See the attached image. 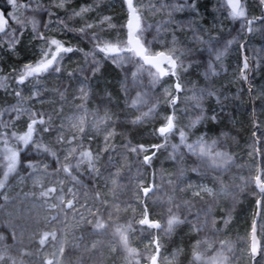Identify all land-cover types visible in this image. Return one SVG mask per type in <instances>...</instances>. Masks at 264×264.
<instances>
[{
    "label": "rangeland",
    "instance_id": "rangeland-1",
    "mask_svg": "<svg viewBox=\"0 0 264 264\" xmlns=\"http://www.w3.org/2000/svg\"><path fill=\"white\" fill-rule=\"evenodd\" d=\"M258 1L262 7L264 3ZM253 2L242 0L245 15L234 18L225 0L134 1L141 17L139 38L154 36L148 43L142 41L148 53L165 52L177 60L179 93L174 90L173 77L160 79L133 53L106 55L100 51L106 42L128 46L127 13L121 0L5 2L9 32L0 34V170L7 171L6 148L17 151V164L11 173L17 174L18 183L15 192L11 187L0 188V264H46L47 260L54 264H151L154 255L158 264H264V232H259V223L261 254L251 262L255 200L243 195L236 207L235 201L230 204L228 199L236 198L228 181L241 179L239 164L244 159L256 176L257 145L251 151L242 141L226 140L214 130L219 121L232 116L244 125L251 115L257 131L253 127L249 136H256L260 143L264 140V111L254 105L248 111L241 92L247 82L252 101L264 102V17L252 26L248 38L246 35L248 20L263 15L260 6L253 13ZM122 10L124 19L111 25ZM42 14L45 22L40 20ZM176 27L183 31L179 41L171 36ZM52 40L72 51L61 52L47 71L20 83L25 66L41 61L28 54L23 58L21 52L32 45V52L42 46L54 52ZM248 40L245 55L252 61V70L247 78L249 68L242 62L240 48L243 42L246 47ZM29 79L31 85L26 84ZM175 97L177 103L172 105ZM33 114L44 123L35 125L33 140L25 146L13 133L22 135ZM169 116L174 117L175 128L165 138L157 130ZM198 116L200 121L190 127ZM181 130L186 136L183 143ZM146 137L150 141L144 145ZM141 146L145 151H139ZM21 150L31 158L22 165ZM123 150L140 161L151 157L144 161L148 181L138 190L141 193L150 186L153 190L119 209L114 205L112 174L125 154ZM81 152L91 153V165L87 159L81 162ZM108 165H113L112 169ZM261 168L264 181V165ZM174 173L189 196L180 195L189 201L178 199L162 207L166 187L180 191ZM215 179L221 183L216 184ZM110 186L114 191L107 203ZM49 188L56 191L41 195ZM206 197L215 202L211 206L193 202V198L202 201ZM69 200L71 208L66 203ZM147 202L156 204L161 214L148 212ZM145 211L161 228L140 223ZM203 215H208L205 225L210 216L214 227L208 237H203ZM173 216L177 221L169 230L167 222ZM97 221L104 227H96ZM46 232L55 233L56 239L49 238L41 245L40 237ZM120 233L127 238L126 243ZM70 245L74 250L64 257Z\"/></svg>",
    "mask_w": 264,
    "mask_h": 264
},
{
    "label": "trees",
    "instance_id": "trees-1",
    "mask_svg": "<svg viewBox=\"0 0 264 264\" xmlns=\"http://www.w3.org/2000/svg\"><path fill=\"white\" fill-rule=\"evenodd\" d=\"M6 1L7 0H0V8L5 12V14L8 12V8L5 7ZM121 2L123 5V9H125V4H124L123 0H121ZM259 5H260V2L258 0H254V2L252 3V7H253L254 12H256V10L258 9L257 6H259ZM186 16H188V14H185V17ZM45 17H46L45 14H42L40 16L41 22H45ZM120 19H122V20L124 19V11L123 10L121 12H118V14H116L115 19L111 20V25H113V26L118 25L119 22L121 21ZM6 32L7 33L9 32L8 27H7ZM171 36L173 37L172 39H175L177 37V39L179 41V39L183 36V31L181 30L180 27H176L175 34H171ZM153 37L154 36L152 35L151 38H149V39L143 38L142 41L144 43H148V42H150V40ZM170 41H171V39H170ZM250 42H251V40H248L246 43V47L244 46L245 52L248 51V45L250 44ZM31 47H33V45L28 46L27 48H25V50L23 52H21V55H23V58H24V56H27V54H28V57L31 55V53H32ZM146 68L152 72V68H150V67H146ZM125 72L127 74V77L129 78V75H128L129 66L128 65L125 69ZM164 79H166V78H164ZM158 81H161V80H158ZM142 84L144 87H146L147 80L143 79ZM164 84L166 86H169L168 80H165ZM241 92H242V95L245 94L244 98L246 99L245 101H246V105L248 107V111L252 110L253 105L255 106L256 110H258L260 112L264 111V109H263L264 102L263 103L262 102L260 103L258 101L253 102L245 84H243V86L241 87ZM171 104L173 105L172 102H171ZM245 121H246V123L244 125H242V123L239 120L235 121L234 116H232V119L226 118L222 121H219L217 123V125H215L214 130L216 132L220 133L221 135H223L224 139H226V140H232V138H234V139H237L238 141H242L243 144L247 145V147H250L251 151H253V148H255V145H256L255 136H252V135L249 136V132L251 129H253V127L255 129L254 119L250 115L249 117H247L245 119ZM242 127H243V129H242ZM140 134L143 135L142 132ZM247 139H248V141H246ZM152 140H154L156 142L159 141L158 139H152ZM149 141L150 140H148V138L146 137L144 142H143L144 145L145 144L147 145V142H149ZM260 146H261V148H260ZM260 146H259V155L261 158V165H264V140L263 139L261 140ZM129 147H131V146L129 145ZM255 151H254V153H255ZM20 153H21V155H20L21 156V165L24 162L27 163L28 161H30L31 158L27 157L23 153L22 150ZM123 153H125V154H123V156L121 158H119L118 163L116 164L117 165L116 171L112 174V177L114 180V183H112V184L113 185L115 184V191H116V195L114 197V205H115V207H117L119 209H120V205L126 206L132 201V199H135L136 197H138L139 200H142L143 191L140 193L138 188H139V186H141L142 182L145 183L148 181V178H144V175L148 169L146 167V163L144 161H140V160L134 158L132 152L127 154V152H125L123 150ZM157 153L158 152H156V155H158ZM159 156L160 155H158L157 160H155L156 163H158V160H160ZM257 157L258 156H256V159H257ZM137 165L140 168L139 167L137 168ZM108 166H110V165H108ZM20 167H22V166H20ZM110 167L112 169L113 165H111ZM162 169H163V167H161V170ZM239 169H241V171H240L241 179L239 181H236V182L228 181L229 187L232 188V193L233 194L235 193V196H236L235 200H233L232 198H228V199H229L230 204H232V202L235 201L234 205L236 207L239 206L240 198L243 195H248L250 197V201L255 200V203H256L257 198L259 197V191L254 186L253 176H255V174H253L252 170H250V171L248 170V163L246 162L245 159L243 160L242 163L239 164ZM4 171H5L4 168H1L0 180H4V184H5L3 188L5 189L7 187H11V189L14 191V185H16L18 183V182H16L18 176L15 173H9V175L5 179L4 175H3ZM137 172H140V173H137ZM174 174H175L174 181H175L177 186L178 185L180 186V189H179L180 191L170 190V189H174V188L166 187L168 193L161 196V204L160 205L162 207H169L170 205H173L174 200H178V199H180L181 201H186V202L189 201V199L187 200L180 195V193H183L184 195H188V192L180 184V178H179L178 174H176V173H174ZM219 182L221 183V181L215 179L216 184ZM109 191H110V193H109L107 203L111 199L110 194L112 193V191H114V186H113V188L110 186ZM136 194H138V196ZM193 199H195L193 201L194 203H202L203 202V205H210V206L212 203L215 202V200L209 201L207 197L205 199H203L202 201L197 200V198H193ZM0 203H1V201H0ZM146 207H147L148 212L161 214V212L158 210V206L156 204H154L153 202H147ZM255 209H256V206H255ZM148 212H147V214H149ZM208 215H203V237H205V236L208 237L209 235L213 234L214 227L212 225H210V216H209L208 225H205V220L208 218ZM259 224L261 226L259 232H264V196L262 198V208H261V216H260ZM78 237H79V240H82V238L80 236H78ZM68 247H69V249H65V251H64V257H67V256L69 257L74 250V248L71 245ZM74 264H81V262L79 261V263H74Z\"/></svg>",
    "mask_w": 264,
    "mask_h": 264
},
{
    "label": "snow or ice",
    "instance_id": "snow-or-ice-1",
    "mask_svg": "<svg viewBox=\"0 0 264 264\" xmlns=\"http://www.w3.org/2000/svg\"><path fill=\"white\" fill-rule=\"evenodd\" d=\"M10 3L15 4V0H9ZM262 3H264V0H261ZM127 3V7L130 13V18H129V22H128V28H129V35H128V40H127V47L126 48H121L119 46V44H114V43H105L103 45V47H100V51L104 52L106 55L108 54H119L123 51H128L133 53L135 56L140 57L145 64H151L154 66L158 67V60L159 58H164L167 59L168 62L172 65V67H175V61L169 56V57H165L164 53H158L156 56H151L148 53V50L140 43L139 38L135 35L136 30H138L140 28V16L137 12L136 7H134L133 5V0H126ZM229 4L230 7L232 9L231 11V15L236 18V17H243L245 15L244 10L240 4V0H229ZM7 23V21L5 20L4 16L2 13H0V31L4 30V25ZM249 23H251V21H249ZM90 27V26H89ZM51 44L55 46V51H47L44 53L43 58L40 62H38L35 66H25V70L21 73L20 75V83H23L24 79H26L28 76H34V75H38L41 72L47 71L49 67H51L54 63L57 62V58L60 55L61 52H70L72 51L71 48H64L58 41L56 40H52ZM50 56V58H48ZM247 67V64H245V68ZM57 71H59V69H56ZM174 74V73H173ZM177 90L180 89V85L177 84L176 85ZM193 99H197L196 97H193ZM172 103L175 104V99L172 100ZM151 112V109L149 110ZM147 115V114H145ZM202 117H197L195 120H193L190 124V127H194L201 119ZM139 119V118H138ZM37 123L43 124L44 120L43 119H39L37 120L36 118V114H33V118L31 120V122L28 124L27 130L22 134V135H16L15 133H13V137L15 138L16 141L23 143L25 146H27L30 142H32L33 140V133L36 131L35 129V125ZM175 128V123H174V117L173 116H169L166 118V123L161 126L157 131L161 136H164L165 138H167V135L169 133H171L173 131V129ZM5 141H7L8 136L7 134H3ZM180 138H181V142L183 143L184 140L186 139L185 136V132L184 131H180ZM198 144L201 146L200 150L201 153H204L205 148L203 147V142L200 141L198 142ZM39 147V145H38ZM177 147V146H174ZM188 147L190 149H193L192 145H188ZM45 151H48V149L45 147L44 148ZM133 151H137V149H132ZM75 149L71 150V152H74ZM139 151H145V149L143 148V146L140 147ZM70 152V154H71ZM53 155H55V153H53ZM217 156H221V153H216ZM80 157H81V162H83L84 159H87L89 164L91 165L92 163V155L90 152H81L80 153ZM17 158H18V152L12 150L11 148H6V155L4 156V159L6 161V168L7 171H5L3 173L4 178L6 179L7 176L9 175V173H11L12 171H14L15 166L17 164ZM151 159V157L149 156H145L144 157V161L145 162H149ZM65 172H69L70 173V169L69 167H65L64 168ZM256 184L259 187V190L262 194H264V181L261 180L260 176H257L255 178ZM4 187V180H0V188ZM56 191L55 188H49L47 189L45 192L41 193V195L43 196H48L50 193H54ZM145 193H147L148 191H150V189H144ZM67 206L69 208H71L72 205V201H67ZM177 221V217L173 216L172 218H170L168 220V227L169 230L171 229V227L173 226V224ZM141 224H147L150 227L153 228H159L160 224L158 222H151L147 219V212L145 211V217L143 219L140 220ZM96 227L98 228H102L104 227V224L97 221ZM119 232V229L117 230ZM121 239L126 243L127 242V238L124 236L123 233H120ZM49 238H51V240H55L56 239V234L55 233H43L40 237L39 243L41 245H44L45 243H47L49 241ZM0 239H3V237H0ZM64 249L63 247L60 248V252L63 253ZM258 251V241L256 239V224L255 222L253 223V229H252V243H251V252L253 255H255ZM156 252L157 254L159 253V245L157 243L156 245ZM199 257H197L198 259ZM151 261L152 264H157V256L154 255L151 257ZM46 264H54L53 260H47Z\"/></svg>",
    "mask_w": 264,
    "mask_h": 264
},
{
    "label": "water",
    "instance_id": "water-1",
    "mask_svg": "<svg viewBox=\"0 0 264 264\" xmlns=\"http://www.w3.org/2000/svg\"><path fill=\"white\" fill-rule=\"evenodd\" d=\"M124 4H125V10H126V13H127V21H126V24H125V28H126V42L128 40V35H129V28H128V22H129V18H130V13H129V10H128V7H127V3H126V0H123ZM226 4H227V7L229 8L230 11H232L231 7H230V4H229V0H226ZM240 4L242 5V0H240ZM133 5H134V0H133ZM135 7V5H134ZM263 10H264V6H263ZM0 13L3 14L5 20L7 21V23L4 25V30L3 31H0V34H3L6 32L7 30V27L9 25V19L8 17L6 16L5 12L0 8ZM139 14V13H138ZM140 16V14H139ZM264 16H258L254 19H250L248 20L247 22V28H246V35H247V38L249 37L250 33H251V30H252V26L253 24H256L258 22H260L262 20ZM249 21H251V23H249ZM140 27H141V17H140ZM140 31V28L138 30H136V33L135 35L139 38L138 36V33ZM139 41L140 43L143 45V43L141 42L140 38H139ZM244 45H245V42H243L241 44V52H242V62L243 64H247L248 65V72H247V78L249 77L250 73H251V70H252V61L249 59V57H247L245 55V51H244ZM144 46V45H143ZM145 47V46H144ZM146 48V47H145ZM159 53H164L165 54V57H171L174 61H175V67H172V65L168 62L167 59H164V58H159L158 60V67L157 66H154V65H151V64H145L144 61L136 56V58L144 65V66H148L150 68H152L159 76V78L161 79H164L166 77H174V84H173V87H174V90L176 93H179L181 91V86H180V89L177 90V87L176 85L179 84L178 80L175 78V72H176V69H177V66H178V63H177V60L170 54H167L165 52H159ZM158 54V53H157ZM157 54H154V55H151V56H156ZM170 70V71H169ZM174 73V74H173ZM180 85V84H179ZM246 86H248L247 82H246ZM249 94L251 96V90H249ZM175 103H177V98L175 97ZM255 129L257 131V125H255ZM160 135V134H159ZM161 136V135H160ZM255 142H256V145H257V156H258V164H259V168H258V172L255 176V178L257 176H260L261 180H262V176H263V170L261 168V158H260V155H259V148H258V145H259V140L257 139V137L255 136ZM255 178H254V186L258 189L259 191V197L257 198L256 200V211H255V216H254V221L253 223L255 222L256 224V239L258 241V251L255 255L252 254L251 252V243H252V229H253V223L251 225V231H250V252H251V255H252V260L251 262L254 263L255 260L257 258H259L260 256V247H259V239H258V236H257V229H258V223H259V220H260V216H261V208H262V198L264 196V194H262L259 190V187L257 186L256 184V181H255ZM263 181V180H262ZM148 189H150V191L153 190V187L150 186ZM149 192V191H148ZM147 192V193H148ZM147 193H145V191L143 190V196H146ZM147 219L149 221L150 218H149V215L147 214ZM151 222H157V221H151ZM159 223V222H158ZM160 224V223H159ZM143 226H146V227H150L149 225L147 224H142ZM161 228V224H160V227ZM159 228H154V229H159ZM157 256V255H156ZM151 264H152V261H151Z\"/></svg>",
    "mask_w": 264,
    "mask_h": 264
},
{
    "label": "built area",
    "instance_id": "built-area-1",
    "mask_svg": "<svg viewBox=\"0 0 264 264\" xmlns=\"http://www.w3.org/2000/svg\"><path fill=\"white\" fill-rule=\"evenodd\" d=\"M47 51V47H45V46H42V47H39V48H37V49H35V51H33L32 53H31V56H37L39 59H42L43 58V55H44V53ZM5 52H6V50H5ZM20 57H22V56H20ZM2 77V74H0V78ZM31 79H29V80H27V82H26V84H28V85H31ZM7 85L9 86L10 85V82H7ZM16 86L17 87H21V84L20 83H17L16 84ZM39 100H37V102H38ZM143 264H147L146 262H144Z\"/></svg>",
    "mask_w": 264,
    "mask_h": 264
},
{
    "label": "flooded vegetation",
    "instance_id": "flooded-vegetation-1",
    "mask_svg": "<svg viewBox=\"0 0 264 264\" xmlns=\"http://www.w3.org/2000/svg\"><path fill=\"white\" fill-rule=\"evenodd\" d=\"M241 6H242V5H241ZM259 6H260V8H261V12H262V14L264 15V10H263V6H264V5H263L262 7H261V5H259ZM259 6H257V8H259ZM256 11H258V9H257ZM253 13H255V12L253 11ZM263 15H262V16H263Z\"/></svg>",
    "mask_w": 264,
    "mask_h": 264
},
{
    "label": "bare ground",
    "instance_id": "bare-ground-1",
    "mask_svg": "<svg viewBox=\"0 0 264 264\" xmlns=\"http://www.w3.org/2000/svg\"><path fill=\"white\" fill-rule=\"evenodd\" d=\"M174 245V244H173Z\"/></svg>",
    "mask_w": 264,
    "mask_h": 264
}]
</instances>
